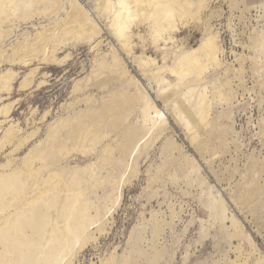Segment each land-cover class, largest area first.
<instances>
[{
  "label": "rangeland",
  "instance_id": "rangeland-1",
  "mask_svg": "<svg viewBox=\"0 0 264 264\" xmlns=\"http://www.w3.org/2000/svg\"><path fill=\"white\" fill-rule=\"evenodd\" d=\"M72 1L33 0L30 11L0 18V77L11 75L9 85L0 90V141L8 131H16L0 151V172L12 159L13 169L20 166L46 139L51 125L66 116L100 110L109 96H119L124 106L128 94L138 91L128 85L135 80L146 96L135 100L134 113L121 116L119 126L106 120L103 129L108 136L94 151L74 150L62 161L72 169L92 163L100 180L89 195L100 208L90 228L94 236L72 264H106L112 257L116 264L130 259L155 264L152 257L158 248L156 264H258L264 258V0H208L199 15L182 22L158 44L149 33L150 22L136 19L130 31L131 53L123 50L111 27L112 14L103 7L106 0H77L96 19L99 34H71L77 26ZM55 31L60 43L52 46ZM42 34L48 35L47 41ZM212 35L219 36L223 48L220 64L208 70L202 83L180 81L181 87L165 100L163 79L178 81L171 68L183 53L199 48ZM113 51L124 73L106 86H96L97 77L111 73L104 68L99 76L101 62L111 64ZM227 77L228 86L221 80ZM203 86L211 92L210 104L201 127L192 134L178 101L191 87ZM88 96L95 102L88 103ZM146 101L165 115L166 131L135 159L133 149L122 145L116 160L101 169L98 159L105 147L123 143L128 127L135 126L133 139L126 140L130 144L153 131L143 113ZM100 117L87 119L92 125ZM62 133L55 138L57 144ZM187 158L198 162L199 174L190 172ZM36 168L44 171L43 177L58 170L49 161L37 162ZM224 215L229 217L226 227ZM157 220L166 226L159 239L153 236ZM240 227L246 235L232 238Z\"/></svg>",
  "mask_w": 264,
  "mask_h": 264
},
{
  "label": "bare ground",
  "instance_id": "bare-ground-1",
  "mask_svg": "<svg viewBox=\"0 0 264 264\" xmlns=\"http://www.w3.org/2000/svg\"><path fill=\"white\" fill-rule=\"evenodd\" d=\"M207 1L118 0L115 2L106 0L103 7L112 14L111 27L116 32L123 50L131 53L133 47L130 31L137 23L136 19H141L142 23L150 22L149 33L153 37V43L158 44L162 40H168V35L173 30L178 29L182 22L199 15ZM6 4L8 7L4 8L2 5ZM33 6V0H0V18L9 12L18 16L23 11H30ZM72 6L73 10L77 12L75 17L77 26L72 28L71 34L76 33V31L85 32L89 38L98 35L96 19L95 21L91 19L77 0L72 1ZM53 11L47 9L46 12L51 13ZM58 33L55 31L50 38L52 46L60 43ZM61 35L64 34L61 33ZM47 36V34H42L41 37L44 42L47 41ZM45 47L46 45L42 47L41 51H45ZM222 53L223 48L217 35L206 38L199 48L183 53L176 66L171 68V73L177 76L178 81L170 83L166 78L163 79L161 86L165 100L171 98L170 92L181 87L180 81L202 83L206 79L208 70L220 64ZM112 58L111 64L101 62L102 69L99 76H101L104 68L110 69L111 73L99 77V79L97 77L96 86H106L110 82L118 80L120 74L124 73L125 68L121 66L115 51L112 53ZM147 62L151 64L153 61L148 60ZM10 77L11 75L8 74L0 77V90L9 85ZM221 80L224 85H230L228 77ZM128 85L137 86L138 91L128 94L124 106L120 104L119 96H109L100 110L93 113L84 112L80 117H74L70 114L51 125L46 139L22 159L20 166L12 168L15 163L14 159L3 166V171L0 172V264H72L76 255L86 248L94 236L90 228L97 222L100 209L95 208L94 204L90 202L89 195L91 190L98 186L100 180L93 170L94 165L92 163L72 169L63 165L62 161L65 155H69L74 150L84 154L94 151L108 136L103 129L106 120L111 121L113 126H117L121 116H129L134 113L133 104L135 100L146 95L135 80H131ZM188 85L189 83L186 86ZM225 97L226 93L221 94L222 99ZM210 99L209 87L203 86L201 88L191 87L188 90V96L178 101L183 118L187 121L185 126L192 134L196 132V128L201 127L200 119L210 104ZM194 100L196 102L192 103ZM86 101L88 103L95 102L93 97L89 96ZM146 105L143 113L148 117V123L152 124L153 131H147L140 142L130 144L126 143V140L127 137L133 139L135 126L128 127L123 143L118 144V147L113 146V144L105 147L98 159L101 161V169L106 168L107 165L116 160V151L122 145L127 144L130 149H133L132 159H135L136 154H141L153 147L164 134L166 131L165 115L158 111L153 104L147 102ZM90 115H101V117L95 118L91 125L87 119ZM62 131L63 138H60L61 141L57 144L55 138ZM15 137L16 131L14 129L8 131L5 139L0 141V151ZM24 141L22 140L20 143L23 144ZM46 161L51 162L58 170L52 171L47 177H43L44 171L41 168H36V163ZM187 162L191 168L190 172L195 173V175L199 174L198 162L191 158H187L185 163ZM183 165L185 164L183 163ZM197 177L201 182L204 181L201 175ZM93 210H96L94 216L92 215ZM228 218L227 215L222 216L221 220L224 227H226L225 222ZM154 222L156 224L153 229V236L159 239L166 226H163L159 220ZM233 224L238 228L240 226L235 219H233ZM240 228L236 233L233 232L234 234L230 232V236L232 238L244 237L246 233L242 227ZM98 229H102L101 223ZM237 248L239 247L237 246ZM158 249H156L155 256L152 257L155 264L161 255ZM133 263L134 261L130 259L124 264ZM106 264H116L114 257H112L111 263L107 262ZM258 264H264L263 257L258 259Z\"/></svg>",
  "mask_w": 264,
  "mask_h": 264
}]
</instances>
